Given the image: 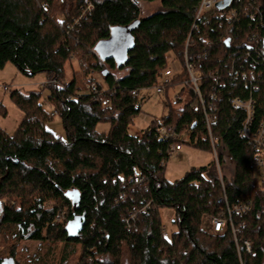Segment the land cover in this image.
I'll return each mask as SVG.
<instances>
[{"label": "trees", "instance_id": "trees-1", "mask_svg": "<svg viewBox=\"0 0 264 264\" xmlns=\"http://www.w3.org/2000/svg\"><path fill=\"white\" fill-rule=\"evenodd\" d=\"M88 1L92 11L74 25ZM71 2L65 14L60 0H0V70L13 64L26 77L42 74L58 82L45 88L46 94L9 93L24 117L13 135L0 127V234L12 248L26 240L61 243L65 254L60 264L72 258L77 264H264V185L253 172L255 151L240 134L244 114L231 104L252 95L256 124L264 123V0H240L232 21L200 20L188 48L190 62L204 75L202 96L207 105H216L212 131L220 164L228 157L234 165L231 180L224 178L229 202L251 203L246 216L234 217L241 247L245 241L252 244V253L242 248L241 254L231 231L204 230V217L225 207L216 162L193 168L175 182L165 177L168 144L157 135L159 124L175 126L189 134L184 144L213 154L204 114L190 108L195 95L190 92L182 108L171 106L161 122L153 121L140 136L130 133L144 101L131 92L154 87L171 55L184 62L201 0ZM156 3L157 10L144 16L142 5ZM115 29L128 30L133 40L121 65L95 53ZM74 62L83 78L74 73L67 81ZM107 68L126 74L105 75ZM249 69L256 72L250 87L242 78ZM100 73L107 106L78 93L80 86L98 83ZM186 78H176L172 87ZM185 91L181 88L180 94ZM46 103L61 119L64 138L47 129L55 117L47 113ZM7 114L0 101V118ZM101 125L108 129L100 130ZM138 176L145 180L136 183ZM163 209L174 211L176 230L168 236ZM15 255L14 249V262ZM7 261L0 257V264Z\"/></svg>", "mask_w": 264, "mask_h": 264}, {"label": "rangeland", "instance_id": "rangeland-1", "mask_svg": "<svg viewBox=\"0 0 264 264\" xmlns=\"http://www.w3.org/2000/svg\"><path fill=\"white\" fill-rule=\"evenodd\" d=\"M90 1H88L89 3ZM71 0H60V7H62L63 13L65 9L69 8V12L72 8ZM87 3V6H88ZM159 3L156 4H143V15H150L157 10ZM133 45L132 37L126 29H115L111 39L101 42L95 49V53L102 60L107 58H115L118 65L125 63L127 59V52ZM174 59L170 57V62ZM108 73L115 75L117 78L123 77L126 72H120L117 70H111L107 68ZM78 74V78L82 79L80 75L79 67L76 62L72 66V69L67 68V81H71L73 76ZM95 79L98 83L103 84V88L107 89L105 85L103 74H96ZM45 76L40 74L34 78H29L20 73L13 64L6 66L4 70H0V101L7 108V117L0 118V127L4 129L9 135L15 134L18 127L23 120L24 114L18 109V107L10 99V91L22 90L24 92H41L46 94V89L42 87L46 83ZM85 87L80 86V89ZM180 88H172L164 95H159L156 92H146L140 98H144L142 102V112L137 118L135 125L130 127V133L135 136H140L142 132L153 122H161L164 117L169 113L170 107L173 109L182 108L189 99L188 92L185 91L182 94V103H175V96L179 93ZM47 104V103H46ZM47 113H51L53 109L49 104L45 107ZM47 129L52 131L56 136H65L62 121L59 117H55L52 123L47 124ZM100 130H107L108 125H101ZM214 161V156L207 151L192 147L184 144L182 150L168 157L166 162L165 177L169 182H175L184 178L187 172L193 168H201L208 166ZM218 170V169H217ZM234 170V165L231 160L226 157L224 164H221V173L218 170L219 177L227 178L231 180ZM49 205L48 207H51ZM163 225L166 230L175 231L176 227L172 223L174 211L170 209H163L161 211ZM2 215V207L0 206V218ZM204 230L207 232L205 223ZM208 233V232H207ZM16 250L15 259H11V251ZM80 254L81 249H78ZM63 245L61 243L49 244L41 243L37 241H22L15 248H12V243L7 241L4 235L0 234V257L8 260L6 264H60V259L64 255ZM68 264H77L75 258L70 259Z\"/></svg>", "mask_w": 264, "mask_h": 264}, {"label": "built area", "instance_id": "built-area-1", "mask_svg": "<svg viewBox=\"0 0 264 264\" xmlns=\"http://www.w3.org/2000/svg\"><path fill=\"white\" fill-rule=\"evenodd\" d=\"M226 0H201L196 19L192 28V31L187 39L185 52H184V62H181L179 59L174 57L173 61L170 62L167 68L163 71L160 79L157 84L152 88L142 89V90H133L132 96L140 98L146 92L154 91L159 95H164L167 93L169 89L172 88H185L189 93L192 92L195 95L194 101L190 103V108L194 111L202 110L206 122L207 132L210 139V144L213 151L214 161L216 162L217 169L221 173V164L219 160V155L217 151L218 139L214 137L212 131V124L214 122L213 115L216 111V105L210 103L206 104L202 93H201V85L204 80V75L199 74L197 70V66L190 62L188 58V48L191 45L192 41V33L194 30L198 29V22L204 18H225L227 21H232L238 17V9L235 7L236 3L240 0H231L230 4L224 9H218L217 5L219 3H224ZM93 9V5L88 3L86 10L83 12L82 16L75 20L74 25L80 23V20L87 14L90 13ZM245 9V13H248ZM65 14H69V8L65 9ZM255 14L252 15V17ZM256 36L253 34L250 37V43L254 41ZM252 47V46H250ZM170 56V57H171ZM169 57V58H170ZM209 54H205L204 59H208ZM199 58H202L200 56ZM187 76L186 80L182 83H178L175 87H172L176 78H179L183 75ZM233 74V73H232ZM231 74V75H232ZM239 72H237L236 77H239ZM209 76H213V73L210 72ZM243 80L247 82V86H253L256 79V72L254 69H249L242 76ZM249 81V82H248ZM58 82L56 80H48L46 83L42 85L44 88H48L52 85H56ZM179 93L175 96L176 100H183L182 95ZM107 92L106 88H101L99 83H89L85 87L79 89V94L84 96H90V98L94 102H99L103 106H107L109 101L104 98V94ZM213 98V97H212ZM233 108L243 112L244 120L242 123V127L240 130V134L242 138H244L247 144L255 151V159L252 164L253 172L255 177L259 181L260 184L264 185V123L256 124V110L257 103L252 95L248 98H234L231 102ZM52 116H57V112H52ZM157 135L159 136L161 141H164L168 144L167 156L171 157L173 154L180 152L182 150V146L185 142H189V134L182 133L177 130L175 126H167L163 124H159L157 126ZM167 160L163 161L162 165L165 166ZM145 180V177H136L135 182L141 183ZM221 185L224 191V195L222 197V201L224 203V208L215 216H205L204 223L207 229V232L210 234H220L224 235L227 232L231 231L235 237L236 246L238 252L241 254L242 248L245 249L246 252L252 253V244L249 241H245L243 243V247H241V243L237 239V234L240 229L236 226L234 217H244L251 211V203H238L232 205L229 202V198L226 194L224 179L220 177ZM169 232L165 229V236H168Z\"/></svg>", "mask_w": 264, "mask_h": 264}, {"label": "water", "instance_id": "water-1", "mask_svg": "<svg viewBox=\"0 0 264 264\" xmlns=\"http://www.w3.org/2000/svg\"><path fill=\"white\" fill-rule=\"evenodd\" d=\"M230 2H231V0H226L224 3H219V4L217 5V8H218V9H224L225 7H227V6L230 4ZM229 41H230V40H228L226 43L229 44ZM107 74H108V72L105 71V75H107ZM72 229H73V228H72Z\"/></svg>", "mask_w": 264, "mask_h": 264}]
</instances>
